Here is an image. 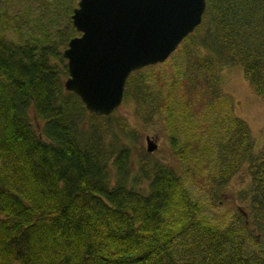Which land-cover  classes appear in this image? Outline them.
<instances>
[{"label": "trees", "instance_id": "1", "mask_svg": "<svg viewBox=\"0 0 264 264\" xmlns=\"http://www.w3.org/2000/svg\"><path fill=\"white\" fill-rule=\"evenodd\" d=\"M71 31L41 42L0 34V264H264V134L253 150L218 75L239 64L264 100V0H205L169 79L139 67L124 81L121 103L137 119L174 123L172 148L191 173L213 152V190L245 169L242 209L222 226L190 199L183 172L138 148L118 107L94 114L63 88Z\"/></svg>", "mask_w": 264, "mask_h": 264}, {"label": "water", "instance_id": "2", "mask_svg": "<svg viewBox=\"0 0 264 264\" xmlns=\"http://www.w3.org/2000/svg\"><path fill=\"white\" fill-rule=\"evenodd\" d=\"M205 0H77L69 14L77 34L61 49L63 88L85 109L107 114L122 99L128 73L162 61L201 19ZM145 150L156 147L145 134Z\"/></svg>", "mask_w": 264, "mask_h": 264}, {"label": "rangeland", "instance_id": "3", "mask_svg": "<svg viewBox=\"0 0 264 264\" xmlns=\"http://www.w3.org/2000/svg\"><path fill=\"white\" fill-rule=\"evenodd\" d=\"M77 0H0V34L15 40H36L38 42L57 38L60 28L72 33L77 32L71 23L69 14ZM63 28V29H62ZM177 46L162 61L142 66L145 73L153 79L154 71L169 79L174 72L175 64L180 60ZM65 59V58H64ZM159 71V72H158ZM219 87L223 93L229 94L231 100L225 107L244 119L248 124L253 138V150L260 145L264 134V100L257 96L244 80L239 64L224 65L219 70ZM199 103L193 104L198 108ZM116 107L124 113L131 125L137 130L136 143L138 148L145 150L144 135L148 134L156 142V147L149 153V159H158L183 172V184L190 199H196L200 204V212L210 221L224 225L235 210H241L243 201L237 198V191L246 185L247 174L244 168H239L231 174L219 190H213L206 181L205 165L214 161L213 152L203 149L198 157L200 170L190 172V164L179 158L170 141V134H174V123L153 114L147 120L137 119L131 111L130 104L119 103ZM225 108V109H227ZM203 126L201 116L196 115L195 122ZM181 135L177 137V142ZM134 157L138 152L134 150ZM207 155V156H206ZM209 155V157H208ZM190 167V168H189Z\"/></svg>", "mask_w": 264, "mask_h": 264}]
</instances>
